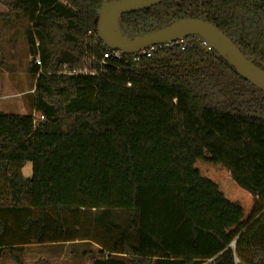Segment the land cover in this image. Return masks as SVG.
Returning a JSON list of instances; mask_svg holds the SVG:
<instances>
[{
  "label": "trees",
  "instance_id": "obj_1",
  "mask_svg": "<svg viewBox=\"0 0 264 264\" xmlns=\"http://www.w3.org/2000/svg\"><path fill=\"white\" fill-rule=\"evenodd\" d=\"M104 2L0 0L29 17L41 61L39 121L0 112V259L86 242L93 264H264V93L199 37L101 65ZM181 20L214 25L264 70V0H167L118 27L135 39L124 24L146 35Z\"/></svg>",
  "mask_w": 264,
  "mask_h": 264
},
{
  "label": "rangeland",
  "instance_id": "obj_2",
  "mask_svg": "<svg viewBox=\"0 0 264 264\" xmlns=\"http://www.w3.org/2000/svg\"><path fill=\"white\" fill-rule=\"evenodd\" d=\"M30 26L27 15L13 14L0 4V112L33 115L39 121L40 115L34 110L33 94L38 77L35 78L31 72L34 58L30 54L26 38V31ZM117 29L118 34L123 36L119 27ZM124 29L136 36L143 33L141 29L125 24ZM126 38L130 39L128 36ZM22 173L25 178H31L32 164H25ZM99 252L98 246L86 242L48 245L30 251L28 263L93 264ZM0 264L11 263L9 260Z\"/></svg>",
  "mask_w": 264,
  "mask_h": 264
},
{
  "label": "water",
  "instance_id": "obj_3",
  "mask_svg": "<svg viewBox=\"0 0 264 264\" xmlns=\"http://www.w3.org/2000/svg\"><path fill=\"white\" fill-rule=\"evenodd\" d=\"M167 0H105L96 19L98 38L112 51L131 56L152 47L173 45L190 37H199L233 66L245 81L264 93V70L247 59L237 46L214 25L202 20H181L156 32L128 39L116 30L118 19L130 13L158 6ZM117 34L123 39L119 40ZM35 60H33L34 63Z\"/></svg>",
  "mask_w": 264,
  "mask_h": 264
},
{
  "label": "built area",
  "instance_id": "obj_4",
  "mask_svg": "<svg viewBox=\"0 0 264 264\" xmlns=\"http://www.w3.org/2000/svg\"><path fill=\"white\" fill-rule=\"evenodd\" d=\"M169 46H172V45H169ZM204 46L207 47L208 49H210V47H211L207 43H204ZM158 48H160V47H152L150 49L144 50L140 53H137V54H134L131 56L125 55L121 51H112L111 50V51L104 54L103 59L101 61V65H105L107 63V61L110 59L125 61L126 57H132L133 61H137L141 56L151 58L152 55L157 51ZM33 60H35L34 63L41 66V61L39 58H34ZM62 70H63V72L61 74H64V75H76V76H78V75H95L94 73H90L88 70H84L81 72H79L77 70L70 71L67 66H63Z\"/></svg>",
  "mask_w": 264,
  "mask_h": 264
},
{
  "label": "crops",
  "instance_id": "obj_5",
  "mask_svg": "<svg viewBox=\"0 0 264 264\" xmlns=\"http://www.w3.org/2000/svg\"><path fill=\"white\" fill-rule=\"evenodd\" d=\"M17 115H25V114H17ZM20 233V231H18V234ZM48 245H52V246H56V245H60V244H47V245H38V244H26V245H14L13 248H20L19 250L20 251H17L15 249H7L6 252H5V255L2 259H0V263H3L5 261H9L10 260V263L11 264H15L14 261H13V256L15 257H19L22 262L24 264H29L28 262V255H29V252L32 251V250H38V249H41V247L43 246H48ZM37 260V259H35ZM42 261H45V260H42ZM40 263L39 262H36V264Z\"/></svg>",
  "mask_w": 264,
  "mask_h": 264
},
{
  "label": "bare ground",
  "instance_id": "obj_6",
  "mask_svg": "<svg viewBox=\"0 0 264 264\" xmlns=\"http://www.w3.org/2000/svg\"><path fill=\"white\" fill-rule=\"evenodd\" d=\"M117 37H118L119 40H123V39H122L121 37H119L118 35H117Z\"/></svg>",
  "mask_w": 264,
  "mask_h": 264
}]
</instances>
